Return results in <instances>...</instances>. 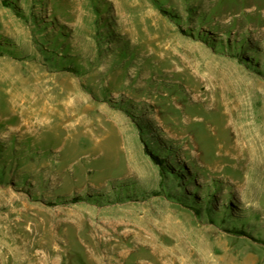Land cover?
Returning a JSON list of instances; mask_svg holds the SVG:
<instances>
[{
    "label": "rangeland",
    "instance_id": "obj_1",
    "mask_svg": "<svg viewBox=\"0 0 264 264\" xmlns=\"http://www.w3.org/2000/svg\"><path fill=\"white\" fill-rule=\"evenodd\" d=\"M0 264H264V0H0Z\"/></svg>",
    "mask_w": 264,
    "mask_h": 264
},
{
    "label": "trees",
    "instance_id": "obj_2",
    "mask_svg": "<svg viewBox=\"0 0 264 264\" xmlns=\"http://www.w3.org/2000/svg\"><path fill=\"white\" fill-rule=\"evenodd\" d=\"M7 3L8 2H5V5H9ZM53 45L56 46V44H53ZM56 48H59V47L56 46ZM146 151L150 155V157L152 158L154 163L160 167V172H161L162 177L163 176L165 177V175H167V166L165 164L166 161H164V159L161 158V156L159 154H155V153L151 152V150H149V148H147Z\"/></svg>",
    "mask_w": 264,
    "mask_h": 264
}]
</instances>
